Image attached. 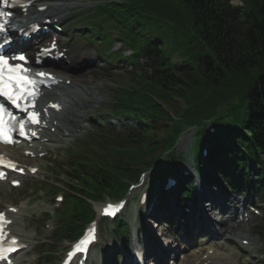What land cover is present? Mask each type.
I'll return each instance as SVG.
<instances>
[{"label": "trees", "instance_id": "16d2710c", "mask_svg": "<svg viewBox=\"0 0 264 264\" xmlns=\"http://www.w3.org/2000/svg\"><path fill=\"white\" fill-rule=\"evenodd\" d=\"M239 2L109 0L90 11L99 24L118 28L116 39L131 51L111 56L112 63L130 66L135 78L115 84L109 105L113 119L131 122L119 135L104 133L109 141L97 144L104 149H95L87 135L85 146L58 165L73 193H65L53 242L74 238L93 217L85 198L121 197L142 169L165 155L151 175V197L161 190L168 174H179L184 159L173 146L187 125L200 134L194 162L206 185L264 196V0ZM93 35L103 43L107 37ZM177 187L189 197L192 179H179ZM259 228L264 231V215ZM113 231L127 248V222L115 219Z\"/></svg>", "mask_w": 264, "mask_h": 264}, {"label": "rangeland", "instance_id": "374dc122", "mask_svg": "<svg viewBox=\"0 0 264 264\" xmlns=\"http://www.w3.org/2000/svg\"><path fill=\"white\" fill-rule=\"evenodd\" d=\"M65 2L67 5H69V9L64 12V14H60L61 19L65 23V33L61 34V38L68 43L70 47V51L67 54V58L64 59L65 61L69 60L70 58L74 57H80L79 62H75L78 64L69 63V66L71 65L70 69L73 71V74L75 76H79L81 81H84L89 77L91 80L93 86H95V90L89 91V93L96 98H91L90 100H87L84 105L80 103V111H86L87 119L85 121L80 120L79 117H77L74 114H69L68 118L65 117L64 121H68L69 123H72L71 133L70 137L66 138L63 146L59 148L58 155L59 157L54 160L55 162L63 161V156L65 157L63 153V149H67L75 139H82L85 138V136L89 135L93 136V145H95V149H104V147L101 145H97L99 143H107L109 140L106 136H104V133L110 132L114 133L116 135H119V133L123 130V126L125 122H131L129 120H120L116 121L114 120L111 115L109 114V105H110V98L112 96L111 90L115 88V84H123L124 82L129 80H133L135 78L134 74L131 72V69L126 64H121L122 67H118L116 64L110 65L107 61L103 60L102 58H107L108 50L113 51H119L122 54H129V48L128 47H121L120 43L117 40L111 41L110 37L107 36L105 38V47H108L106 51H99V46L96 44H91L89 42L90 38L88 36L85 37L83 35L84 33H90L89 27H91V23L83 21V19L88 18L91 16L89 15L90 11H92L95 7V5L98 3H103L105 1L109 0H72L73 2H69L66 0ZM118 1V0H116ZM128 2V0H120ZM232 3L239 4L238 0H232ZM94 17H97L95 14ZM82 21L81 23L84 24L81 28L83 30V34L77 35L78 32L74 30L72 27L73 24ZM81 24V25H82ZM105 30H110L113 37L116 36V32L118 31V28L112 26L110 23L102 24ZM73 28V32L69 33L67 32L68 29ZM80 28V29H81ZM156 27L155 25L148 27V30H154ZM88 29V30H86ZM88 34V35H89ZM96 41V39H95ZM98 43V42H97ZM99 42L98 45H100ZM107 45V46H106ZM110 45V46H109ZM87 54V56H86ZM79 55V56H78ZM107 63V64H106ZM141 63L143 65L147 64L146 60H142ZM106 66L105 68H102V66ZM96 83L97 85H94ZM83 84V83H82ZM98 86V88H97ZM83 88V87H81ZM172 105H176L175 102L172 103ZM104 121H108V124H106ZM80 127H83L82 129H79ZM189 126L187 125V128ZM101 133V134H99ZM112 135V134H110ZM200 137V134H195L193 129H186L179 137L177 143H176V153L178 155H182L184 158V162L182 163V166H187L192 168V156L194 155L196 151V141ZM195 139V140H194ZM185 141V144L182 143ZM15 153V152H14ZM15 158H18V154H14ZM48 159V158H47ZM53 159V158H52ZM39 162V170L38 172L32 176L25 178V183L22 185L21 188L16 190H11L9 192L6 191V189H1L0 194V209L4 208L6 204L8 203H14L18 206H22L23 210L20 215L16 217L15 224L13 225V232L23 237L24 240L28 241L30 243L29 246V252H21L19 257L17 258V264H56V260L59 257V254L61 250H63L67 246V241L59 242L53 245L56 253V259L50 257V253L43 254L44 252L38 250V244L41 243V241H50L49 235L51 231L42 230L43 228V222L45 219L52 216L53 219H57L58 217V210L59 207H56V204L51 196H41V190H37L40 185L44 186L45 182H48L52 180L53 183L58 185L60 189L63 190V177L61 175H55L54 173H57L58 168L56 166H52L47 160L40 158L39 160H36ZM33 162V160H32ZM46 178L48 180H46ZM65 183V182H64ZM204 185V184H203ZM35 190L32 193H29L27 190L29 187H34ZM46 186V185H45ZM205 189L210 190L208 193H212L211 198H213L214 201H218V198H222V196H236V192H233L232 190L227 188V185H222V187H209L204 185ZM42 188V187H41ZM48 188V187H46ZM135 190H131L130 192L132 194H135ZM228 192V195L227 193ZM168 207L169 210H173L174 212L179 211V208H177V205L175 207L174 203H178V199L176 198V187L171 188L170 191H168ZM234 194V195H232ZM239 195V194H237ZM242 196V195H240ZM246 193H243L242 197H245ZM25 197H29V201H25ZM237 199H240L237 198ZM264 198L262 196L255 197L253 196L250 201L255 203L256 205L260 206L261 209L264 211ZM232 201H229L228 204L231 206ZM241 204V202L239 201ZM247 203H245L243 206L246 210ZM242 206V207H243ZM58 208V209H57ZM137 208L138 205L136 203L135 197H131L128 202V206L126 207V211L124 214V218L129 224V226L132 229V238L130 242V246H132L136 241H144L147 243V254L149 258L147 259V264H171V260L174 261L173 264H194L193 258L190 256H186L184 261L181 263L178 262L176 259V254L179 251L180 248L184 249L187 253V250L191 249V247H200L202 250L197 254L198 257L204 258L207 253L211 252V250H215L214 252L218 254L219 260H221L222 264H261L257 261V258L264 261V231L260 230L259 225L261 222L262 215H264V212L260 211V214H254L251 213V218L247 222H243L242 226L238 225V228L234 229L233 231L235 233L241 232L242 235H245L247 238L251 240V244H242L238 243L237 241H226L224 238L227 236H217V235H210L209 233V227L204 223H197L193 225L191 228H187L191 234L190 235H184L183 234V228H184V221L185 219H179L177 215H175L174 218V225H169L168 222L163 221V212L159 211L157 221L150 220L149 222L147 220L146 223H149L151 228L154 229L156 223L159 224L160 227L155 228V232H158L157 230H163L165 233H160L158 239L162 244L168 240L169 248H172V251L167 250L168 253L162 251L159 248V245H154L153 242L151 243L148 238H146L144 230L141 231V233H138L140 229H145V226L140 225L139 221L137 220ZM153 208V204H152ZM56 209V210H55ZM96 211L99 209V205H95ZM193 209V208H191ZM55 210V212H54ZM54 212V214H53ZM162 214V215H161ZM46 215H49L47 217ZM209 215H212L210 213ZM214 215V214H213ZM161 216V217H160ZM208 219V218H207ZM177 221V222H176ZM100 223V222H99ZM145 224V223H144ZM174 227H178L179 233L175 234L173 232ZM236 227V226H235ZM188 231V232H189ZM164 240V241H162ZM53 244V243H50ZM171 246V247H170ZM212 248L208 249L207 248ZM35 252L36 255L32 252ZM103 252H107L108 254L114 252H119L117 256H119V260L116 261V263L113 262V259L110 264H122V260L125 258V256L128 255V252H123V250L120 248V243L117 239V237L114 234L113 231V223L110 221H101L99 224V242L94 247L91 258H90V264L100 263V254ZM42 252V254H41ZM107 254V255H108ZM166 254V255H165ZM105 254V256H107ZM167 257H163V256ZM33 257V258H32ZM36 258L38 259L36 261ZM111 258V257H110ZM106 259V257H105ZM169 262V263H168ZM213 262H216L213 260ZM264 264V263H263Z\"/></svg>", "mask_w": 264, "mask_h": 264}, {"label": "bare ground", "instance_id": "6f19581e", "mask_svg": "<svg viewBox=\"0 0 264 264\" xmlns=\"http://www.w3.org/2000/svg\"><path fill=\"white\" fill-rule=\"evenodd\" d=\"M69 2H73L72 0H68ZM65 2H67L66 0H46L43 1L41 4H45L46 5V9L41 12L38 13V15H36L33 12H28L27 15L25 16H20L16 19V22L18 23H22V22H26V18H31L34 17V20H37L38 18L42 21L43 19H45L46 17H56L57 15L60 14H64L65 11H67L69 9V5H67ZM37 17V18H36ZM28 23V22H27ZM87 56V54H86ZM75 62H79L80 57H76L73 59ZM78 64V63H75ZM59 70V72H57V77L58 78H63V81L65 80H70L69 84H66L64 82H61L60 80H58L56 82V84L53 87V90H47L45 91L44 94V103L47 100H53L54 102H61L62 103V111L59 112L58 114L53 113V115H51L50 119L47 122V128L46 129H42V138H46L47 139V143H51V145H54L55 142L58 141V139L61 137H65V135H62L63 133H65L66 131H70L69 129V123H66V126H63L60 121L62 116L64 115V113L68 110V108H73L70 109L69 113H73L75 114L77 117L80 118V120L85 121L87 119L86 115V111H80V103H82L84 105V103L87 100H90L91 98H96L93 97L89 91L91 90H95V86L92 85V83L90 82L91 80L89 79V77H87V79H85L84 81L80 80L79 76H75L73 75V71L70 69V66L66 63L63 62V65L60 67H57ZM83 83V84H82ZM79 84H81V86L83 88H81L80 86H78ZM94 85H97L96 83H94ZM98 88V86H97ZM69 98V99H68ZM65 120V119H64ZM54 121H57V124L54 123ZM54 129L53 132L51 131V129ZM61 136V137H60ZM46 142H40V140L32 143V145L30 147H22L21 145V154L22 151L26 148L33 150V154H38V152L44 149H47L48 145ZM49 143V144H50ZM182 143L185 144V141H183ZM10 153V157L14 158V153L11 151ZM177 189H180V187H177ZM180 191V190H179ZM207 204V203H205ZM200 213L203 215V210L200 211ZM224 217H220L217 216L215 217V219H219L221 220V223L218 225H213L212 228H210L209 233L210 235H219V236H227L226 239H232L237 242H241L242 240H247L248 242L250 241L251 244V240L249 238H247L245 235H242V231L241 232H237V233H233L234 230V225H241V222L238 220V218L235 219V221L233 222V220H228L226 218L225 215H223ZM225 221V222H224ZM210 224V223H208ZM164 241V240H162ZM168 240H166L163 244L166 246V244L168 245ZM161 246V245H160ZM171 247V246H170ZM162 250V249H161ZM167 250L172 251V248H169V246H167ZM165 250L166 253H168V251ZM191 255V257L194 258L195 261H198L196 254H194L193 252L189 253ZM211 259L213 257L208 256L207 259ZM206 259V260H207ZM216 259V258H213ZM215 264H220L219 262L215 263Z\"/></svg>", "mask_w": 264, "mask_h": 264}, {"label": "snow or ice", "instance_id": "6c2138e0", "mask_svg": "<svg viewBox=\"0 0 264 264\" xmlns=\"http://www.w3.org/2000/svg\"><path fill=\"white\" fill-rule=\"evenodd\" d=\"M3 3L6 5L8 3V0H3ZM0 15H4V13H0ZM3 26L0 25V28ZM52 48H55V44L52 45ZM51 49H44L43 53L47 55ZM10 60L12 61H23L25 64L27 63V58L23 55L20 56H13V57H6L2 54H0V96H3L6 98L7 101H9L12 105L16 107H20V104L18 101L20 100H34L35 99V84L36 81L28 76V69L22 67L20 64H12L10 63ZM36 75H45L44 73H37ZM34 106V105H33ZM22 111L25 109H21ZM29 121L30 122H38V114L36 113H30L29 114ZM19 127V134L21 136H26L25 131V121L20 120L17 121L14 116H12L11 112H9L5 106L0 103V141H3L4 143H12L14 142L11 139V133L15 130L16 127ZM32 135L34 136L35 133L33 132ZM3 157H0V162H3ZM9 166L15 169V164H12L11 162H8ZM20 171H23V169H19ZM32 171H35V169H32ZM3 174L0 173V177H2ZM14 183H18L15 182ZM109 208L112 207V205L108 206ZM12 211H15V209H12ZM107 211V209L105 210ZM5 223H10V221H6L4 219V214L0 213V229L3 228ZM94 229H90L88 232V236L80 241L76 245V251L79 252H86L87 251V245L90 243L92 239L95 237L92 235ZM0 237H2V232H0ZM11 245H16V240L13 239L11 241ZM15 250L14 247H8L4 248L3 246H0V259H5L4 256L5 252L13 251ZM74 253H70L69 255H73Z\"/></svg>", "mask_w": 264, "mask_h": 264}]
</instances>
